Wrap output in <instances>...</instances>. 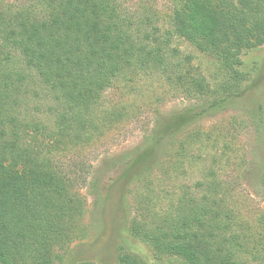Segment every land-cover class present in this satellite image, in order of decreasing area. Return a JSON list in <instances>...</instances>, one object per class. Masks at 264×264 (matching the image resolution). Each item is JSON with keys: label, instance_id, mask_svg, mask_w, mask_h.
Segmentation results:
<instances>
[{"label": "trees", "instance_id": "16d2710c", "mask_svg": "<svg viewBox=\"0 0 264 264\" xmlns=\"http://www.w3.org/2000/svg\"><path fill=\"white\" fill-rule=\"evenodd\" d=\"M179 1L165 31L155 17L134 19L121 0H16L0 7V264H55L63 258L57 251L83 237L85 203L75 180L55 167L51 151L86 143L121 118L103 108L102 96L117 82L157 74L195 100L158 117L141 156L163 146L175 126L210 110L242 108L249 79L242 56L264 45V0ZM176 38L210 53L220 80L212 84L190 56L183 57L173 45ZM36 85L61 106L52 124L30 119L25 107ZM253 106L251 115L261 116V104ZM160 166L171 174L166 161ZM141 208L131 230L158 259L264 264V247L253 245V232H246L219 191L207 190L198 201L181 196L163 208ZM117 264L147 263L122 251Z\"/></svg>", "mask_w": 264, "mask_h": 264}, {"label": "rangeland", "instance_id": "374dc122", "mask_svg": "<svg viewBox=\"0 0 264 264\" xmlns=\"http://www.w3.org/2000/svg\"><path fill=\"white\" fill-rule=\"evenodd\" d=\"M121 1L134 19L155 17L163 31L180 5L179 0ZM6 3L16 0H0V7ZM173 45L183 57L190 56L191 64L212 84L220 80L218 62L210 53L180 38ZM241 69L249 75L240 99L242 108L210 110L185 127L175 126L163 146L142 156L140 150L152 136L158 117L181 111L195 100L157 74L132 76L104 93L103 108L121 113V118L86 143L51 151L55 167L75 180V193L85 203L83 237L57 251L63 258L55 264H117L122 251L140 256L147 264H178L172 255L158 259L152 247L133 234V219L144 213L137 207L163 208L181 196L198 201L207 190L219 191L246 232H253V245L264 247V45L243 54ZM25 103L30 119L42 124H52L61 108L53 94L37 85ZM255 103L261 104L262 117L249 112L257 108ZM162 160L171 176L162 173ZM146 194L149 199L143 202Z\"/></svg>", "mask_w": 264, "mask_h": 264}]
</instances>
